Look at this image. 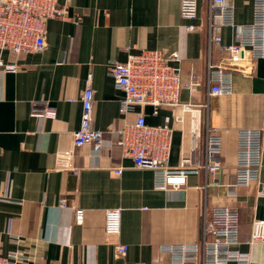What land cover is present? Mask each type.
Masks as SVG:
<instances>
[{
    "label": "crops",
    "instance_id": "1",
    "mask_svg": "<svg viewBox=\"0 0 264 264\" xmlns=\"http://www.w3.org/2000/svg\"><path fill=\"white\" fill-rule=\"evenodd\" d=\"M57 1L69 15L48 21L42 52L1 54L18 70H0V253L21 254L26 259L20 264H170L160 248L200 243L206 219L214 228H236L237 249L251 255V264H264V244H249L253 221L264 220V197L258 195L264 186V133L259 183L228 195L236 181L239 132L264 126V58L247 55L233 75V92L209 95L208 65L228 61L220 44L209 47L210 22L220 24L211 0H198L193 21L182 19L180 0ZM228 1L235 27L222 29L223 45L235 43L236 27L254 19V0ZM188 25L196 30L188 32ZM143 51L177 54L179 61L171 64L181 68L183 83L199 85L182 90L177 107L157 114L153 107H136L123 115L124 93L108 65ZM90 74L97 102L92 126L103 133L100 152L74 147L71 140ZM39 106L53 108L56 117L32 116ZM140 112L148 125L172 131L171 168L189 157L203 163L207 125L217 129L221 170L190 175L179 189H157L154 173L135 168L116 143L115 132ZM67 152L72 156L64 162L59 154ZM116 209L121 233L108 240L106 213ZM77 210L84 211L82 223L76 222ZM207 240L214 237L208 234ZM118 244L128 246L125 255L117 252Z\"/></svg>",
    "mask_w": 264,
    "mask_h": 264
},
{
    "label": "built area",
    "instance_id": "2",
    "mask_svg": "<svg viewBox=\"0 0 264 264\" xmlns=\"http://www.w3.org/2000/svg\"><path fill=\"white\" fill-rule=\"evenodd\" d=\"M220 10V24L210 22L208 43L220 44L228 52V61L224 65L209 64L207 81L209 95H228L233 92V75L237 67L247 58H264V0H254L253 23L237 26V39L231 45L222 44L221 31L225 27H235L234 8L228 0H211L210 11ZM69 12L61 7L57 0H0V70L15 72L17 65H7L2 60V52L14 54L42 52L46 47V28L52 19L66 20ZM182 19L193 21L198 15V0H180ZM188 32L196 30L194 25L186 26ZM179 61L178 55L167 56L161 51H143L130 55L126 62H113L108 65L109 74L114 83L124 93L121 101V114L127 115L136 107H153L154 114L159 109L177 107L180 104L182 90H193L199 82L184 84L182 70L171 62ZM82 117L80 127L71 133L74 147L92 146L100 152L103 147V133L92 126L96 112V99L92 88V75H89L82 98ZM187 107V106H186ZM189 107V106H188ZM32 116L54 119L53 108L39 106ZM262 129L242 130L238 135L236 181L230 186L228 195L235 197L237 189L259 183L263 166ZM116 143L124 157L133 161L135 168L150 170L154 173L157 189H179L186 185L190 175L219 172L222 168L220 155L223 140L217 129L209 124L206 129L205 159L203 163H194L191 157L184 158L179 168L168 166L172 131L163 126L147 124L145 114H137L133 124H127L115 132ZM72 152L59 154L64 162ZM123 169L115 170L121 175ZM258 195L264 197V186ZM84 211H76V222L82 223ZM204 237L198 244L166 245L160 248L162 254L169 255L170 264H251V255L237 249L240 244L236 228H214L205 219ZM121 233V210L106 213L105 235L108 240H116ZM214 237L207 240V235ZM250 245L264 244V220L256 219L252 224ZM117 252L125 255L128 246L118 244ZM21 254L0 253V264H20L25 260ZM144 264V263H137Z\"/></svg>",
    "mask_w": 264,
    "mask_h": 264
}]
</instances>
